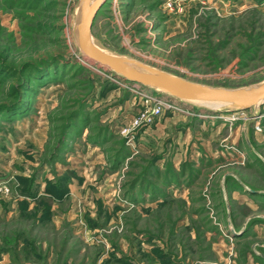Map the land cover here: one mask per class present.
Returning <instances> with one entry per match:
<instances>
[{"label": "rangeland", "instance_id": "obj_1", "mask_svg": "<svg viewBox=\"0 0 264 264\" xmlns=\"http://www.w3.org/2000/svg\"><path fill=\"white\" fill-rule=\"evenodd\" d=\"M78 2L0 0V264H264V106L89 63ZM93 36L191 81L264 80V0H107Z\"/></svg>", "mask_w": 264, "mask_h": 264}, {"label": "water", "instance_id": "obj_2", "mask_svg": "<svg viewBox=\"0 0 264 264\" xmlns=\"http://www.w3.org/2000/svg\"><path fill=\"white\" fill-rule=\"evenodd\" d=\"M107 0H79L73 36L82 57L125 81L139 83L179 102L204 107L214 113H235L264 106V80L240 87L211 86L140 60L117 54L96 44L95 18Z\"/></svg>", "mask_w": 264, "mask_h": 264}, {"label": "bare ground", "instance_id": "obj_3", "mask_svg": "<svg viewBox=\"0 0 264 264\" xmlns=\"http://www.w3.org/2000/svg\"><path fill=\"white\" fill-rule=\"evenodd\" d=\"M74 23V22H73ZM95 42H96V44L98 45V46H100V47H102L96 40H95ZM220 116V115H219ZM221 117H223V118H229V117H227L226 115H221ZM234 117V116H233Z\"/></svg>", "mask_w": 264, "mask_h": 264}, {"label": "built area", "instance_id": "obj_4", "mask_svg": "<svg viewBox=\"0 0 264 264\" xmlns=\"http://www.w3.org/2000/svg\"><path fill=\"white\" fill-rule=\"evenodd\" d=\"M181 103V102H180ZM168 106H170V104H168Z\"/></svg>", "mask_w": 264, "mask_h": 264}]
</instances>
